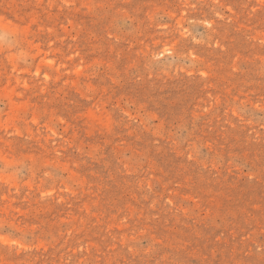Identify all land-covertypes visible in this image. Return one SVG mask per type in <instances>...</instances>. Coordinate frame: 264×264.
I'll return each mask as SVG.
<instances>
[{
	"label": "rangeland",
	"instance_id": "rangeland-1",
	"mask_svg": "<svg viewBox=\"0 0 264 264\" xmlns=\"http://www.w3.org/2000/svg\"><path fill=\"white\" fill-rule=\"evenodd\" d=\"M0 264H264V0H0Z\"/></svg>",
	"mask_w": 264,
	"mask_h": 264
}]
</instances>
